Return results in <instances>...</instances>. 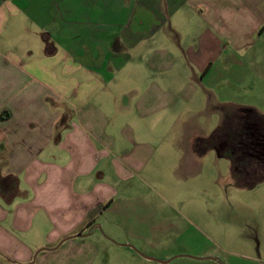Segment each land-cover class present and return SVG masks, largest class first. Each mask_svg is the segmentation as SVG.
Returning <instances> with one entry per match:
<instances>
[{"label":"crops","instance_id":"obj_1","mask_svg":"<svg viewBox=\"0 0 264 264\" xmlns=\"http://www.w3.org/2000/svg\"><path fill=\"white\" fill-rule=\"evenodd\" d=\"M261 38L264 0H0V264H53L59 249L65 264L104 251L109 264H235L205 245L211 217H165L186 185L165 166L195 171L211 139L238 187L264 180V102L211 82L234 54L264 73ZM209 92L218 121L203 136ZM167 125L173 139L192 128L197 149L170 146Z\"/></svg>","mask_w":264,"mask_h":264},{"label":"rangeland","instance_id":"obj_2","mask_svg":"<svg viewBox=\"0 0 264 264\" xmlns=\"http://www.w3.org/2000/svg\"><path fill=\"white\" fill-rule=\"evenodd\" d=\"M262 46H264L263 38L253 44V47L257 48H261ZM249 59L250 58L246 56L243 57L242 55L237 57L236 54H234L233 57L230 56V58L227 59L229 69L227 72H225V70L223 71V73L225 72V78L221 81L217 80V76L220 75H217L218 73L211 76L213 77V79H211L213 83L212 92H220L223 95H228L230 100L242 102L259 100V102H264V73H261V69L256 68V64ZM236 65H241L240 68H243V71L239 74H235ZM262 67H264V65ZM240 84H243L241 88L239 87ZM214 96L215 95L210 94V92L208 93L206 111L202 117L199 118V125L203 130V133H201L203 136L210 134L218 121L216 113L210 112L216 108V106L211 103L212 100L214 101ZM261 122L264 123V119L258 121L256 124ZM240 123L242 124V121H240ZM220 124L221 122L219 125ZM221 125H223L225 130L228 129L227 123ZM238 125L239 129H242L241 125ZM171 128L172 127L168 125L166 127V136H168L166 142L169 143L170 146H172L173 141L175 143L180 141L179 147L181 148L186 150H194L192 147L196 148L195 144H193V140L199 139L197 133H194L192 128H187L186 133H184L181 139H173V130ZM262 129L263 127L260 130ZM195 135L197 137H195ZM202 139L203 138H201V141L199 140V148H196L198 152L194 154L198 167L195 171H191L185 167V169L182 168L175 173V171L167 169L168 163L165 166L166 179H170L168 177H171L174 182L177 183L179 179L177 174L180 173L182 176L180 181H186V185L183 187L175 185V188L180 193V197H173V199L179 202H171L172 207L166 205L164 208L166 213L165 217H167V214L173 216L175 212L180 211L188 215L190 211L189 206L196 207L200 215H204L206 218L211 217V221L214 222V229H217L213 237H209V233H207V240H203L207 247L210 246V248L213 249L214 254L229 257L230 261L235 262V264H264V180L258 182L254 187L249 189L238 187L236 185L237 181L233 183V180L231 181V177H229L228 159L225 156H219L217 150H215V148L219 149L220 147L218 145L214 146L213 140L210 139L209 146L211 148H207L205 147L206 145L202 144ZM199 149L202 150L200 151ZM1 154L2 153H0V168L4 164ZM202 179L212 180V198L206 203L204 202V193L199 192V188L202 187L200 183ZM194 180H198L196 185L193 184ZM216 180L219 181V185L216 184ZM191 184L197 188L196 194L191 193V188L189 187ZM189 192L195 197L197 202L193 203L187 199ZM247 218H249L248 224L239 231L236 225L240 224L242 226L246 223ZM198 232V234L202 233L201 231ZM224 233L227 237L225 239H223ZM197 237L199 238V236ZM165 238V240L170 238L171 241H173L172 239L175 238V235H165ZM243 238L251 240V246L249 248L243 247L240 243L238 244V240H243ZM221 240L226 241V243L236 244H234L235 246H233V244L225 245ZM179 241L188 242V239L183 237L182 239H177V242ZM197 242H199V240H197ZM196 246H199V243H197ZM108 252L111 251L101 252L100 264H109L105 261L107 260ZM62 254H64L63 250L59 249L56 254L57 257L51 258L49 263L65 264Z\"/></svg>","mask_w":264,"mask_h":264}]
</instances>
